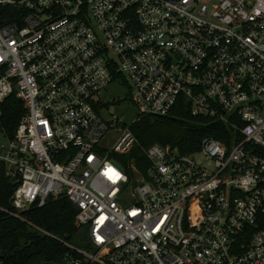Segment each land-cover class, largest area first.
<instances>
[{
	"label": "built area",
	"instance_id": "2783aa9c",
	"mask_svg": "<svg viewBox=\"0 0 264 264\" xmlns=\"http://www.w3.org/2000/svg\"><path fill=\"white\" fill-rule=\"evenodd\" d=\"M115 81L138 117L184 102L238 135L156 143L129 171L137 139L100 95ZM10 96L25 107L12 138L0 128L15 213L77 209L84 247L64 241L61 264H264V0H0Z\"/></svg>",
	"mask_w": 264,
	"mask_h": 264
},
{
	"label": "trees",
	"instance_id": "16d2710c",
	"mask_svg": "<svg viewBox=\"0 0 264 264\" xmlns=\"http://www.w3.org/2000/svg\"><path fill=\"white\" fill-rule=\"evenodd\" d=\"M24 114L20 98L10 96L0 102V128L9 138L13 137ZM130 128L137 143L122 158L129 171L133 162L141 171L145 170L148 162L144 149L156 143L192 152L204 137H215L230 148L234 135H238L231 122L194 116L184 102L164 116H139ZM14 189V180L7 176L5 167L0 166V259L7 264H61L71 251L64 241H80L83 236L76 224V207L66 196H60L50 198L43 207L34 206L16 214L11 205ZM35 227L47 234L35 233Z\"/></svg>",
	"mask_w": 264,
	"mask_h": 264
},
{
	"label": "rangeland",
	"instance_id": "374dc122",
	"mask_svg": "<svg viewBox=\"0 0 264 264\" xmlns=\"http://www.w3.org/2000/svg\"><path fill=\"white\" fill-rule=\"evenodd\" d=\"M103 102L107 105V110L111 114L117 115L119 120L123 123L132 124L138 118V111L134 103L128 97V89L126 85L115 81L110 84L101 94ZM120 100V104L115 101ZM122 130L119 126L111 129L106 136L101 140V145L111 149L120 137ZM132 196L127 195L130 200ZM35 233L47 234L46 231L37 227L33 230ZM77 246L84 247L82 241L75 242Z\"/></svg>",
	"mask_w": 264,
	"mask_h": 264
},
{
	"label": "water",
	"instance_id": "95a60500",
	"mask_svg": "<svg viewBox=\"0 0 264 264\" xmlns=\"http://www.w3.org/2000/svg\"><path fill=\"white\" fill-rule=\"evenodd\" d=\"M115 103H116V104H119V103H120V101H119V100H117V101H115ZM14 184H15V183H14Z\"/></svg>",
	"mask_w": 264,
	"mask_h": 264
}]
</instances>
